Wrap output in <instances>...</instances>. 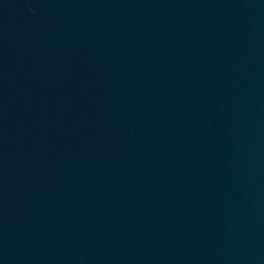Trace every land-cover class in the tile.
Instances as JSON below:
<instances>
[{
  "label": "water",
  "instance_id": "95a60500",
  "mask_svg": "<svg viewBox=\"0 0 264 264\" xmlns=\"http://www.w3.org/2000/svg\"><path fill=\"white\" fill-rule=\"evenodd\" d=\"M0 264H264V0H0Z\"/></svg>",
  "mask_w": 264,
  "mask_h": 264
}]
</instances>
